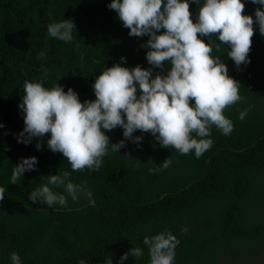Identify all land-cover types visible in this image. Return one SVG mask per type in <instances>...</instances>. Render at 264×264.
Instances as JSON below:
<instances>
[{
    "label": "trees",
    "instance_id": "obj_1",
    "mask_svg": "<svg viewBox=\"0 0 264 264\" xmlns=\"http://www.w3.org/2000/svg\"><path fill=\"white\" fill-rule=\"evenodd\" d=\"M112 0H0V264H12L13 252L21 264H120L133 247L140 258L129 256L124 264H150L146 236L171 232L180 241L173 264H264V36L254 24L247 65L236 68L227 56V46L211 41L212 58L227 65L238 81L241 100L224 110L233 123L230 135L213 126L211 148L200 158L194 150L181 155L163 148L151 133L139 145L130 140L120 152L103 157L99 171H72L60 153L47 147L50 133L31 144L18 142L23 131L22 102L25 81L52 88L59 83L73 89L81 103L96 99L92 85L106 68L140 66L166 75L149 65L142 47L150 39L132 37L118 14L109 9ZM166 2V0H165ZM189 0L191 18L197 21L199 7ZM243 15L259 7L251 0ZM264 10V9H261ZM73 20L72 42L47 35L51 22ZM163 34V30L157 33ZM45 55L37 59L39 53ZM81 58L83 62H81ZM123 58V60H122ZM43 69H47V74ZM138 87V86H137ZM137 95H140L139 89ZM247 109L244 120L239 113ZM110 144L124 140L123 129L103 130ZM195 137V133H193ZM37 143H42L38 150ZM36 157L35 171L25 172L10 184L12 171L24 158ZM171 159L167 169H149ZM70 173L69 180L86 186L95 206L79 194L74 202L63 186L52 191L67 198L66 206L33 203L32 191L47 183L49 175ZM67 182V181H66ZM186 227L187 231L182 232Z\"/></svg>",
    "mask_w": 264,
    "mask_h": 264
},
{
    "label": "clouds",
    "instance_id": "obj_2",
    "mask_svg": "<svg viewBox=\"0 0 264 264\" xmlns=\"http://www.w3.org/2000/svg\"><path fill=\"white\" fill-rule=\"evenodd\" d=\"M192 2L201 4V0ZM251 3L259 6L255 21L252 16L243 15L245 3L242 0H204L194 23L189 0H112L108 7L118 14L124 28L130 30V36L150 37L147 44L142 45L149 49L148 64L164 69L167 63L170 70L166 75L157 73L153 78L151 68L130 69L116 64L95 79L92 88L96 99L84 103L73 89L65 92L59 83L49 89L41 82L25 81L19 104L25 127L18 142L31 144L34 138L42 140L50 133L47 147L53 153L62 154L74 172L99 171L109 145L112 152H120L127 140L139 145L143 136L134 137L137 130L151 133L163 148H174L181 155L194 150L195 156L200 158L213 144L207 138L213 126L224 135L231 134L233 123L223 113L242 99L240 83L229 76L227 65L218 56L212 58L211 43H205L201 37L211 41L215 36L220 41L215 45L217 51L222 46L230 48L227 56L237 69L249 64L254 24H258L259 33L264 36V10H261L264 0H251ZM74 28L73 20L51 22L47 35L70 43ZM161 30L163 34L158 35ZM44 55V52L39 53L37 59ZM43 71L46 75L47 69ZM246 116L247 109L239 113L240 120ZM117 127L123 129L125 139L110 144L103 130L110 132ZM36 147L42 150L43 145L37 143ZM37 163L36 157L22 159L12 171L10 184H17L25 172L35 171ZM170 165L171 159L167 158L149 171L156 173ZM69 176L68 172L49 175L47 183L32 191L29 199L49 207L66 206V196L50 188V185L63 186L74 202L83 194L90 205L95 206L86 186L74 184ZM4 191L0 188V201L5 198ZM181 231L186 232L187 228ZM179 243L177 237L167 231L143 239L149 250L150 264H173ZM142 255L141 248L133 247L121 257L120 264L129 256L140 258ZM10 259L12 264H21L15 252ZM79 264L85 262L81 260ZM106 264H112L111 257Z\"/></svg>",
    "mask_w": 264,
    "mask_h": 264
}]
</instances>
